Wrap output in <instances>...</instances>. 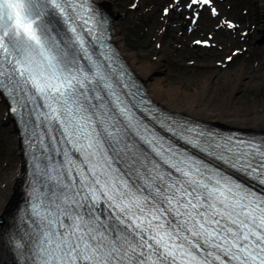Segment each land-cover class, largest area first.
<instances>
[{
	"label": "snow or ice",
	"instance_id": "snow-or-ice-1",
	"mask_svg": "<svg viewBox=\"0 0 264 264\" xmlns=\"http://www.w3.org/2000/svg\"><path fill=\"white\" fill-rule=\"evenodd\" d=\"M101 8L0 0V118L24 121L32 153L30 226L17 247L28 264H264V193L147 138L172 171L114 166L122 134L103 93L132 121L89 49L102 42ZM189 132L199 144L204 133ZM209 140L264 184V144Z\"/></svg>",
	"mask_w": 264,
	"mask_h": 264
},
{
	"label": "rangeland",
	"instance_id": "rangeland-1",
	"mask_svg": "<svg viewBox=\"0 0 264 264\" xmlns=\"http://www.w3.org/2000/svg\"><path fill=\"white\" fill-rule=\"evenodd\" d=\"M118 1L111 6L113 41L123 56L137 57L139 68L151 69L154 84L148 89L164 83L167 94L178 97L180 110L174 112L194 118L185 105L195 101L213 113L264 120V0ZM12 140L0 123L4 179L17 166Z\"/></svg>",
	"mask_w": 264,
	"mask_h": 264
},
{
	"label": "bare ground",
	"instance_id": "bare-ground-1",
	"mask_svg": "<svg viewBox=\"0 0 264 264\" xmlns=\"http://www.w3.org/2000/svg\"><path fill=\"white\" fill-rule=\"evenodd\" d=\"M106 1H108L110 5H108L107 2L103 0H93V2H97L96 4L101 5L104 11H112L110 13V16L112 19H116L115 13L113 12L111 6H116L117 2L119 1ZM118 35V31L116 30V36ZM116 40L117 42H119V39L116 38ZM104 50L110 52L109 49ZM123 60L126 66L124 69L125 73H128L131 67L132 76L134 78H141L146 85L154 84L153 72L149 67L139 68V61L137 57H135V55H125L123 56ZM107 64L111 66L115 65L117 68V74L123 73L122 58L119 61L108 60ZM103 72L105 71L103 70ZM107 72L111 75V84L115 88L116 81L119 83L120 79L117 74L114 75L111 67L107 68ZM146 88L148 89L149 87ZM148 92L152 96V99H154V101L156 102L154 103L155 108L165 110L166 113L168 111H170V113H173L174 111L179 112L180 108L178 106V97L174 95L169 96L164 87V83H158L156 86L154 85L153 88L150 87V89H148ZM162 102L166 103L167 105L163 104ZM199 106L200 105H198L195 101H190L185 105V111H187L188 113L190 112L191 115L185 113V111L183 112L182 110H184V108L180 112L194 117H190V121L198 124H204V121L201 120H205L207 121L205 122L207 124L222 126L220 124L210 123L220 122L226 126L237 128H230L233 131H238L246 134H253L250 132L256 131V133H264V120H262L261 118H257L255 120H242L239 119L237 115L226 116L224 112L213 113V110L210 111L208 108H202ZM7 108L8 101L3 96H0V113L5 112ZM113 116L118 121L117 127H121L120 120L122 119V115L118 114V116ZM179 116H182V114H179ZM178 122H180V120ZM178 122L172 123L177 124L176 126H173L172 124H169L168 126L173 129L180 130V124ZM0 123L2 126H5L8 135H11V138L13 139L12 145L14 146L15 153L18 157L17 166L11 170L9 175L7 174V177L5 179L3 177L4 172L7 170V164L0 160V178L2 177L4 180L1 185L0 191V264H28L27 250L23 247H17V243L20 242L21 237H24V243L27 242V236L25 235V233L26 229L30 226L29 222L25 219V209L28 205V199L25 193L30 191V182L32 180V166L28 164V162H32V153L28 142H23V139L21 138L20 133L16 128L15 121L13 120L12 116L8 117L7 119L0 118ZM149 124L154 131H157L159 133H162V125L167 126V124L163 123L159 126H156L155 124H152L150 122ZM186 150H190V147H188ZM110 154L113 156L115 155L114 153ZM193 159L205 165L206 161L202 157L195 155L193 156ZM219 166L225 167L224 161H220ZM138 167L139 166H135L134 169ZM227 174H231L233 179L242 182L252 190L262 186L258 179L252 176L250 177V179H248L245 176L246 173L244 171H238L236 167L233 168L232 172H227Z\"/></svg>",
	"mask_w": 264,
	"mask_h": 264
}]
</instances>
